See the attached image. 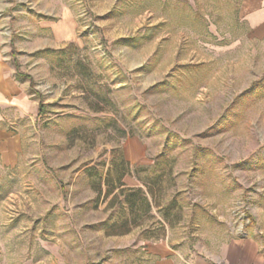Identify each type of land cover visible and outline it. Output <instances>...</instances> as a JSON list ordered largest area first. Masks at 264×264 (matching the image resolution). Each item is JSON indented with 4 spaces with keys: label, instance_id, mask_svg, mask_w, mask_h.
I'll list each match as a JSON object with an SVG mask.
<instances>
[{
    "label": "rangeland",
    "instance_id": "374dc122",
    "mask_svg": "<svg viewBox=\"0 0 264 264\" xmlns=\"http://www.w3.org/2000/svg\"><path fill=\"white\" fill-rule=\"evenodd\" d=\"M238 3L0 0V49L29 76L24 112L0 120L15 145L0 151V264H148L167 230L210 264L234 237L264 253V41ZM121 159L151 208L106 235L129 216L103 181L97 195Z\"/></svg>",
    "mask_w": 264,
    "mask_h": 264
},
{
    "label": "crops",
    "instance_id": "0c3cea01",
    "mask_svg": "<svg viewBox=\"0 0 264 264\" xmlns=\"http://www.w3.org/2000/svg\"><path fill=\"white\" fill-rule=\"evenodd\" d=\"M237 15L246 26L249 38L264 41V0H239ZM21 80L15 78L14 68L0 49V120L6 112L23 113L29 95ZM11 122V121H9ZM0 151L2 159L9 161L14 151V137L4 129H0ZM258 242L250 236L234 237L222 247L228 264H250L249 254L264 264V253L260 252ZM194 249H198L197 246ZM189 251L187 256L171 245L168 230L163 239L148 242V264H210L200 256L199 249Z\"/></svg>",
    "mask_w": 264,
    "mask_h": 264
},
{
    "label": "trees",
    "instance_id": "16d2710c",
    "mask_svg": "<svg viewBox=\"0 0 264 264\" xmlns=\"http://www.w3.org/2000/svg\"><path fill=\"white\" fill-rule=\"evenodd\" d=\"M48 51H53L52 49H43L40 50L42 53H46ZM13 65L16 69L15 72V78L18 80H21L23 77H29L26 74H23L19 71V63L17 62L16 58L12 59ZM79 69V75L83 78L85 75H87L88 71L84 64L79 63L77 66ZM39 96V95H38ZM41 99V96L38 97ZM45 108L41 100H39L38 104V115L41 112H44ZM96 111L98 109L96 108ZM93 168L88 169V172H92L91 170ZM113 170H117V175L115 177L111 176V172ZM129 173L128 170V163L121 159L119 162V166H110L105 176L102 178H99V184H97V195L99 196L102 193V186L101 182L103 181V184L105 186V193L104 197H107L111 195V198L108 202V207H113L115 204V201L119 196L124 197V202L126 204V207L129 211V216H126L124 218H121L120 220H115L111 222L106 228H104V233L106 235H123L129 233L134 227L139 226L138 219L141 215V213H146L150 211L151 203L149 199L147 198V195L145 191L141 187H131L126 188L125 183L123 182V178L125 175ZM144 185L147 187V184L144 183ZM148 192V187H147Z\"/></svg>",
    "mask_w": 264,
    "mask_h": 264
}]
</instances>
